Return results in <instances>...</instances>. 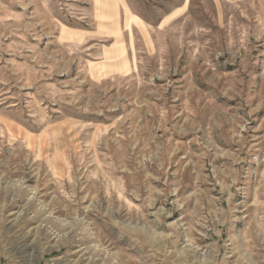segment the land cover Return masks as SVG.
<instances>
[{"label": "rangeland", "instance_id": "1", "mask_svg": "<svg viewBox=\"0 0 264 264\" xmlns=\"http://www.w3.org/2000/svg\"><path fill=\"white\" fill-rule=\"evenodd\" d=\"M96 1L0 0V264H264V0H128L126 70Z\"/></svg>", "mask_w": 264, "mask_h": 264}, {"label": "crops", "instance_id": "2", "mask_svg": "<svg viewBox=\"0 0 264 264\" xmlns=\"http://www.w3.org/2000/svg\"><path fill=\"white\" fill-rule=\"evenodd\" d=\"M120 2L118 3V18L115 21L109 20V19H108V21L107 20H99L96 17V11H95V19H96L95 21H96V31H97V33L95 34V36H93L94 37L93 40H94V42H97L98 39H101V38L111 39L112 37H115L114 40L116 39V45H112L110 47H107V49L104 50V52L102 51V55H105V57L109 61L108 63L110 64L111 67L122 66V68H123V66H124V68L126 70V64H127L126 60H125V58L122 59L126 55V47L123 44L124 40L121 41L123 39V34H122L123 33L122 32L123 31V27H121V23H119V21H120V17H122V14H124V13L127 14V15L131 14V12H129L131 7H130V3H129L128 0H121ZM114 22L117 25H119L118 26L119 28H117V29H119L118 33H112L111 32L112 28H114V25H115ZM133 23H134L133 21L130 22V27L131 28H133V25H134ZM100 25H104V27L106 29L103 28V27H100ZM75 34H77V32L72 34L71 32L69 33L68 31H65L62 34V38H63L64 41H68V42L72 41V39H78V38L79 39H82V38L83 39H86V38L90 39V37L86 36V34L79 33L78 34L79 36H77ZM122 53H124V54H122ZM120 59L123 60V62L121 64H120Z\"/></svg>", "mask_w": 264, "mask_h": 264}, {"label": "bare ground", "instance_id": "3", "mask_svg": "<svg viewBox=\"0 0 264 264\" xmlns=\"http://www.w3.org/2000/svg\"><path fill=\"white\" fill-rule=\"evenodd\" d=\"M121 0H97L96 1V17L99 20H117L118 18V3ZM121 3V2H120ZM125 6V5H124ZM128 9V8H127ZM126 9V10H127ZM130 12V11H129ZM127 15V14H126ZM130 17V16H129ZM135 19V18H134ZM131 20V19H130ZM101 24V23H100ZM108 24V23H107ZM114 27L117 32H119L117 28H119L115 22H114ZM100 27H104V25H100ZM106 29V28H105ZM65 32V31H64ZM70 33V32H69ZM70 35V34H69ZM118 49V48H117ZM124 54V53H122ZM121 64V63H120Z\"/></svg>", "mask_w": 264, "mask_h": 264}]
</instances>
